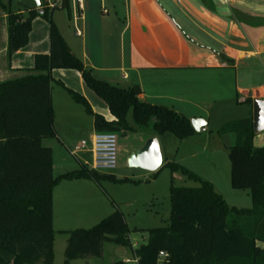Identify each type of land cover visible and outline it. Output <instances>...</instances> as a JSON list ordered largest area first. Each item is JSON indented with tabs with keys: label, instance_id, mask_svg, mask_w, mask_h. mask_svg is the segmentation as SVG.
<instances>
[{
	"label": "trees",
	"instance_id": "trees-1",
	"mask_svg": "<svg viewBox=\"0 0 264 264\" xmlns=\"http://www.w3.org/2000/svg\"><path fill=\"white\" fill-rule=\"evenodd\" d=\"M63 9L70 11L69 0ZM56 10L35 6L21 13L12 10L10 0H0V11L8 15L9 58L28 46L38 16L50 22V53L36 55L27 75L0 83V264H54L55 187L65 180L88 179L99 185L102 179L115 180L84 164L54 176L53 151L42 143L57 137L51 92L54 70L80 72L86 86L108 105L113 121L93 113L81 94L69 90L94 117L97 132L140 131L151 132L152 137L172 133L180 140L196 134L189 118L142 101L139 85L121 88L95 78L54 23ZM246 103L253 106L254 101ZM222 130L236 134V144L229 150L231 183L235 189L251 191L253 209L230 207L211 182L185 170L199 186H171L169 224L147 231L146 243L134 250L140 264H155L161 251L169 254L171 264H264V246L258 244H264V147H255L253 115L230 121ZM67 234L66 263L99 257L105 242L133 248L124 214L118 209L91 229Z\"/></svg>",
	"mask_w": 264,
	"mask_h": 264
},
{
	"label": "crops",
	"instance_id": "crops-1",
	"mask_svg": "<svg viewBox=\"0 0 264 264\" xmlns=\"http://www.w3.org/2000/svg\"><path fill=\"white\" fill-rule=\"evenodd\" d=\"M208 1L210 6L203 0H86L84 17L78 23L81 36L76 34L75 25L69 33L65 26L53 21L95 78L115 86L122 84L118 86L121 88L139 85L142 101L165 107L168 101L178 114L190 120H206V127L208 119L188 114L184 105L202 99L204 90L215 91L214 103L233 100L236 95L248 115L253 106L246 101L264 99V0ZM38 31L35 28L32 32L33 43L29 36V47L9 58L8 15L0 11V83L27 75L36 55L50 53V27L49 31ZM68 72L73 71L54 70L53 81L81 94L93 113L106 121L115 120L106 103L95 107V92L91 93L81 73L78 84L62 82ZM158 85L181 94L168 97L150 91L151 86ZM91 117L89 140L97 132ZM263 145L260 142L256 146ZM82 153L91 156L90 151ZM84 180L92 181L65 180L55 187L54 220L56 206L67 210L75 200L94 204L96 200L88 193L92 187Z\"/></svg>",
	"mask_w": 264,
	"mask_h": 264
},
{
	"label": "rangeland",
	"instance_id": "rangeland-1",
	"mask_svg": "<svg viewBox=\"0 0 264 264\" xmlns=\"http://www.w3.org/2000/svg\"><path fill=\"white\" fill-rule=\"evenodd\" d=\"M11 3L12 10L17 11L20 8L19 12L21 13H23L22 9L35 7L33 0H11ZM49 14L51 15V13ZM69 14L68 9H58L52 13V16L53 20L65 26L70 33L74 23L70 20ZM49 27L48 17L38 16L32 24L31 43H33L34 34L32 32L35 28L39 32L38 30L41 29L49 31ZM68 71L73 72H68V76L63 77L64 81L62 82L78 84L80 72L72 69ZM56 78L60 79V77ZM118 86H122V84ZM150 91L168 97L181 94H177L165 85L151 86ZM204 91L202 99H194L192 104L184 105L188 114L208 119L209 123L205 127L206 132L200 131L185 140H180L172 133L164 134L159 139L163 163L156 172L131 168L129 165L130 156L141 149L143 144L150 139L151 132L117 134L118 167L113 172H98L101 175L113 176L115 180L102 179L101 186L92 181H83L84 184L92 187L89 188L88 193L94 196H92L96 200L94 204L87 203L89 199L87 196L85 198L87 204L81 200H75L71 202L70 208L67 210L62 206L60 208L56 206L54 264H114L117 261L134 259V250L147 241V231L169 224L171 186H199L185 170L213 183L217 193L224 197L230 207L253 209L251 191L232 187L229 150L235 146L237 137L235 134H225L222 130L230 121L252 116L253 111L248 115L246 106H241L238 103L236 95L233 100L214 103V100H217L213 95L215 91L212 88ZM51 92L56 112L55 129L58 137L44 139L42 143L43 146L51 148L53 151L54 176L58 177L80 169L82 164L79 160L83 161L85 167L92 170L90 154L79 151L82 141L87 142V149H90L91 115L82 105L75 102L72 94L66 90L64 85H59L55 80L51 84ZM93 95V99H96L94 103L96 108L99 105H105V101L101 97L95 93ZM165 104L166 107L172 108V103L165 101ZM257 135L255 144L264 143V132ZM256 145V148L264 147V145L261 147ZM75 151H79L76 156L73 154ZM115 208L124 214L133 248L105 242L99 257L72 259L66 263L65 252L69 238L67 232L91 229L101 220L110 216ZM258 244L264 246L262 242H258Z\"/></svg>",
	"mask_w": 264,
	"mask_h": 264
},
{
	"label": "built area",
	"instance_id": "built-area-1",
	"mask_svg": "<svg viewBox=\"0 0 264 264\" xmlns=\"http://www.w3.org/2000/svg\"><path fill=\"white\" fill-rule=\"evenodd\" d=\"M70 1V20L73 21L76 34L81 36L78 23L84 17L86 0ZM65 0H41V7L53 9H63ZM206 131V129H203ZM87 142L83 141L79 151H90L91 168L95 172H113L118 167V135L113 132H96L90 139V149H87ZM78 151V152H79ZM78 152H73L76 156ZM139 258L124 260L128 264H140ZM155 264H171L170 256L167 252L161 251Z\"/></svg>",
	"mask_w": 264,
	"mask_h": 264
},
{
	"label": "water",
	"instance_id": "water-1",
	"mask_svg": "<svg viewBox=\"0 0 264 264\" xmlns=\"http://www.w3.org/2000/svg\"><path fill=\"white\" fill-rule=\"evenodd\" d=\"M33 1L35 6L40 9L41 0ZM41 13H43L42 10ZM191 123L196 132H200L206 125V121L203 119H192ZM253 127L256 135L264 132V99L255 100L253 103ZM162 163L163 156L158 137L148 139L143 147L129 158L131 168H139L150 172L158 171Z\"/></svg>",
	"mask_w": 264,
	"mask_h": 264
}]
</instances>
